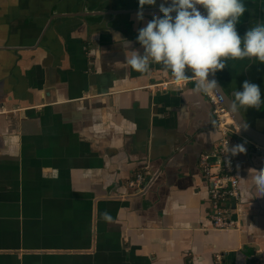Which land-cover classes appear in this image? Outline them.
Here are the masks:
<instances>
[{"label":"crops","instance_id":"1","mask_svg":"<svg viewBox=\"0 0 264 264\" xmlns=\"http://www.w3.org/2000/svg\"><path fill=\"white\" fill-rule=\"evenodd\" d=\"M162 2L140 21L139 0H0V264H264L249 174L264 168V105L233 112L253 132L232 140L246 149L234 155L244 231H215L199 168L220 140L207 98L192 79L155 91L172 73L135 71L121 47L143 52L138 29ZM246 4L241 37L264 20V0ZM213 76L229 111L246 80L264 97L258 59ZM138 173L157 174L143 193L129 186Z\"/></svg>","mask_w":264,"mask_h":264},{"label":"clouds","instance_id":"2","mask_svg":"<svg viewBox=\"0 0 264 264\" xmlns=\"http://www.w3.org/2000/svg\"><path fill=\"white\" fill-rule=\"evenodd\" d=\"M139 4L141 10L136 18L143 21V7L155 5L156 0H139ZM248 11L246 0H171L170 4L163 0L159 6L163 15L153 14L138 29L136 41L142 53L132 48L131 41L121 38V47L132 52L125 60L141 74L149 73L153 64H160L178 83L194 79L197 92L212 94L220 88L209 75L222 71L227 59L255 58L264 63V20L255 22L243 37L237 31L241 17ZM232 96L233 112L264 105L259 85L247 80L242 90L234 91ZM227 151L235 155L246 149L237 145ZM249 174L256 192L264 194V168L250 169Z\"/></svg>","mask_w":264,"mask_h":264},{"label":"built area","instance_id":"3","mask_svg":"<svg viewBox=\"0 0 264 264\" xmlns=\"http://www.w3.org/2000/svg\"><path fill=\"white\" fill-rule=\"evenodd\" d=\"M190 80L179 83L176 80L163 81L153 84L151 87L155 91H168L172 84L183 88ZM203 94L210 104L211 113L217 122L220 133V140L215 150L201 155L199 159L202 177L208 184L209 200L212 207L211 228L219 232L242 234L244 211L240 180L235 156L227 151L228 147L233 148V137L240 134V129L227 108L223 95L217 90L212 94ZM261 148L257 146V150H262ZM156 177L155 173L147 175L138 173L135 179L129 182V186L134 188L137 193H143L147 191ZM215 262L216 264H225V253L215 254Z\"/></svg>","mask_w":264,"mask_h":264},{"label":"water","instance_id":"4","mask_svg":"<svg viewBox=\"0 0 264 264\" xmlns=\"http://www.w3.org/2000/svg\"><path fill=\"white\" fill-rule=\"evenodd\" d=\"M168 2H169V4L171 3V0H168ZM173 15H175V14H173ZM192 75V73L190 72V74H189V76H191ZM210 79L212 80V77H214L211 73H210ZM215 79V78H214ZM221 95H223L224 96V98H225V102H226V106H227V100H226V96H225V94L224 93H221V92H219ZM227 108H228V106H227ZM229 109V108H228ZM230 113H231V115L233 116V118H234V120H235V122H236V124H237V126H239V128L241 127V130L243 131V132H245L246 134H248V135H251L253 132L250 130V129H248V128H246V126H244V124H242L241 123V121H240V119H239V117L237 116V114L236 113H233V111H230ZM257 133V132H256ZM259 136H261V134H259V133H257ZM256 134V135H257ZM249 137V139L251 140V141H254L250 136H248ZM255 142V141H254ZM256 144H260L261 146H263L264 145V142H261V143H257V142H255ZM244 211V210H243Z\"/></svg>","mask_w":264,"mask_h":264}]
</instances>
